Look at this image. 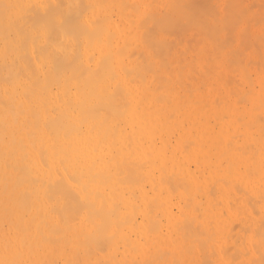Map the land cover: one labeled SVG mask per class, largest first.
Here are the masks:
<instances>
[{"label": "bare ground", "instance_id": "1", "mask_svg": "<svg viewBox=\"0 0 264 264\" xmlns=\"http://www.w3.org/2000/svg\"><path fill=\"white\" fill-rule=\"evenodd\" d=\"M244 1L24 8L39 15L20 65L34 69L42 133L26 146L29 179L13 161L26 181L6 186L0 264H264V0H247L257 13Z\"/></svg>", "mask_w": 264, "mask_h": 264}, {"label": "rangeland", "instance_id": "2", "mask_svg": "<svg viewBox=\"0 0 264 264\" xmlns=\"http://www.w3.org/2000/svg\"><path fill=\"white\" fill-rule=\"evenodd\" d=\"M6 1H7V0H0V11H1V9H2L3 12L6 10V11H5L6 14H3V13L1 12V13L3 14V15H2V14L0 13V21H1L2 19H3V20L6 19V22H5V23H4V22H2V23L0 22V34H1V35H0V37H1V39H0V44H3L2 46L0 45L1 47H3V48L0 47V54H1V55H0V61H1L2 63H5V65L2 64L3 67L1 66V63H0V66L2 67V68H1L2 70L0 69V70H1V71H0V77L2 76V78L5 79V81L8 79V80H7V81H8V84L6 83L7 81L5 82V81L2 80L3 83H1V81H0V85H1V84H2V85H3V84H4V85H7V86H5V87H4V85H3V86H2V85L0 86V87L3 88V91H5V92L3 93L4 96H3L2 94H0V97H1V98H0V99H1V100H0V103H1V101L3 100V98H4V99H5V98L8 99L7 101L4 100V101H5L4 103H5L6 107L2 105L3 101H2V103L0 104V109H1L0 112H1V111H4V112H1V113H0V120L2 121V123H0V131H1V132H0V151L2 152V151L4 150V153L2 152V153L0 154V155H1V156H0V166L2 165V167H0V184L2 183V184H1L2 186L0 185V186H1V187H0V193H1V194H0V197H1V198H0V203H1V204H0V205H1V206H0V209H1L0 216L2 217V218L0 217V225H2L1 220H2L3 218L6 219V217H7L6 212H7V214L9 215L8 212L11 211V206H10V207H9V208H10L9 211L6 210V211L4 212V210H5L6 207L8 206L7 203H8V201H9V198L12 196V195H10V193H11V191H12L11 189H13V188L15 187V183H14L13 181L16 180V182H17L16 185L18 184L19 180H21V181H23V182L26 181L25 176L31 174V172H30L29 170H30L33 166H34L35 168H38L37 163H36L31 157H29V158H31V159H29V158L27 159V157L29 156V154L27 153V152H28V149L26 148V146H27V147H29V146L32 147V145H31L30 142H29V141H30L29 139H32V140L34 141V144H35V143H36V140H37L36 138L38 137L37 134H39V135L41 136V133H42V131H40L39 128H38V126H39V124H40V123H38V122H40L41 118L39 117L40 115H37V114H39L40 112H39V110H38L39 113L36 112L37 109H38L37 107H38V105H39L40 103H39V104H38V102L36 103V100H35V103H34V102H32V99H30V98H33L34 96L36 97V94H33V93H32V94H33V95H32L33 97H31V94L29 95L30 97H29V96H26V94L28 95L29 92H30V91H29V88H30V87H29V88L27 87V85H28V84L30 85V83H31V79H30L29 76L31 75V71H33L34 69L32 70V68L30 67L31 65L29 64L30 66H26L27 69H29V68L31 69V71H30V69H29V71H30V72H29V71H27V69H25V66H21L22 63H23V65H24V64L27 65L26 63H28L29 60H27V62H24V61H26V59L23 60V57H21V56H24L25 54H24V55H21V53H20V52H21V47H25V46H26V48H27L26 43H28L29 40H33L32 38L30 39V37H31L30 34L33 33V31L37 29L36 27H33L32 24H36V25H37V19H38V17H37V15H38L37 12H38V11H34V12H32V13L29 14V12L31 11L30 9H32V8H31V7H28V6H31L32 4H35L34 1H36V0H17V2H19V3L21 2L22 5H19V4H16V2H13V1H16V0H8L7 2H6ZM243 1H244V0H243ZM249 1H250V0H248V2H249ZM253 1H254V0H253ZM257 1H258V4H259V0H257ZM257 1H256V2H257ZM2 2L4 3V5H7V6H4V7H3V6H2V4H3ZM244 2H245V3H244ZM244 2H242V3H244V5L248 8L247 5H249L252 1H250L249 4H247V5H246V3H248L247 0L244 1ZM256 2H253V4L256 3ZM261 2H262V1H260V3H261ZM263 2H264V1H263ZM8 4H9V5H8ZM13 4H16L17 9H14L15 6H14ZM259 5H260V4H259ZM259 5H258V6H259ZM261 5H263V3H261ZM23 6H24V7H23ZM249 6H251V5H249ZM263 6H264V5H263ZM251 7H253V10H251V12L254 11L255 13H257L256 10H255V8L257 9V7H255V8H254V6H251ZM10 8H12L13 10L10 9ZM20 8H21V9L23 8V11H19ZM24 8H27V9L30 10V11H29V10L26 9V10H27L26 13H28L29 15L34 16V14H35V16H36V21L34 20L35 22H33L32 24H29V23H31V22H30L31 19H30V21H27L28 23L26 22V20H28L27 17H26L28 14H27V15H24V14H25V9H24ZM259 8H262V7H259ZM3 9H5V10H3ZM21 9H20V10H21ZM250 9H251V8H249V10H250ZM16 10H18L19 12L16 11ZM258 11H259V9H258ZM260 11H263V8L260 9ZM260 11H259V12H260ZM12 12H14V13H12ZM16 12H18V13H16ZM21 12H23V13H22V14H23L22 18H23V19H22V18H19V16L21 17ZM35 12H36V13H35ZM259 12H258V13H259ZM263 12H264V11H263ZM263 12H260V13L262 14ZM12 14H13V15H12ZM36 14H37V15H36ZM261 14H259V15L257 14V16L261 17V16H262ZM1 15H2L3 18L1 17ZM260 15H261V16H260ZM4 16H5V17H4ZM32 16H31V17H32ZM38 16H39V15H38ZM263 16H264V14H263ZM16 17H18V18H16ZM28 17H29V16H28ZM4 18H5V19H4ZM32 18H33V17H32ZM34 18H35V17H34ZM11 19H12V20H11ZM16 19H18V20H16ZM19 19H21V20H19ZM261 19H262V22H263V21H264V20H263L264 17H262ZM261 19H260V21H261ZM7 20H8V21H7ZM13 20H15V21H13ZM24 20H25V22H26L27 25L29 24L28 26H27L26 24H23V23H24ZM18 21H20V22H18ZM22 21H23V22H22ZM32 21H33V19H32ZM7 22H8L9 24H8ZM15 22H16L17 24H16ZM38 22H40V21H38ZM14 23H15V24H14ZM13 24H14L15 26H17V28H16L15 26H13ZM18 24H19V26H18ZM20 24H21V26H20ZM38 24H40V23H38ZM3 25H5V26H3ZM23 25H25L27 28H26L25 26H23ZM31 25H32V26H31ZM36 25H35V26H36ZM29 26H31V28L33 27V28H35V29L33 30V28H32V32H31V31L29 32L28 30H29V29L31 30V28H30ZM5 27H6V30L3 29V28H5ZM19 27H22L21 29L23 30V32H21L22 30L20 31V28H19ZM24 27L26 28V30L24 29ZM37 27H38V26H37ZM2 29H3V30H2ZM11 29H12V31H11ZM16 29H18V31H17ZM1 30H2V31H1ZM3 31H4V32H3ZM25 31L29 32L30 34H29V33L26 34L27 32H25ZM2 32H3V34H2ZM11 32H12L13 34H12ZM20 32H21V33H20ZM18 33L21 34V35H20L21 37L23 36L21 39H19L20 36H19ZM6 34H7V36H6ZM14 34H15V36H12V35H14ZM25 35H26V36H25ZM27 35H28V40H27V41L24 40V42H25V41H26V42H25V45H23V43H21V42H23L22 39H23L24 37L27 39ZM29 35H30V37H29ZM11 36L13 37V40H12V37H11ZM5 37H6V38H5ZM2 38L5 39L6 41H5V40H2ZM25 38H24V39H25ZM19 40H22V41L19 42ZM4 41L7 43L6 45H5V42H4ZM30 42H31V41H29V43H30ZM9 43H10L11 45H10ZM19 43H20V44H19ZM18 44H19L20 46H18ZM21 44H22L23 46H22ZM9 45H10V46H9ZM7 46H8V47H7ZM5 47L8 48V52H7V49H4ZM12 47H13V48H12ZM18 48H20V49H18ZM22 49H24V48H22ZM3 50H5V52H3ZM27 50H28V48H27L25 51H27ZM10 51H11L12 53H11ZM6 52H7V55H5V56H7V57L3 58V57H4L3 55L6 54ZM22 52H23V51H22ZM3 53H4V54H3ZM10 53H11V54H10ZM26 53H27V52H26ZM18 54H19L20 59L18 58ZM10 55H11V56H10ZM26 55L28 56V53H27ZM29 56H30V55H29ZM29 56H28V57H29ZM11 57H12V58H11ZM24 57H25V56H24ZM28 57H27V58H28ZM13 59H14V62H13ZM18 59H19V60H18ZM21 59H22L23 61H22ZM29 59H30V57H29ZM2 60H3V61H2ZM8 60H9V61H8ZM20 60H21V62H20ZM6 61H8V62H6ZM10 61H11V62H10ZM18 61H19V63H18ZM31 62H32L31 64H33V60H31ZM6 63H7V64H6ZM12 63H14L13 66H12ZM20 63H21V65H20ZM254 63H255V62H254ZM254 63H252V64L254 65ZM10 64H11V65H10ZM18 64H19L21 67H23V68L21 69L20 66L18 67ZM256 65H257V63H256ZM5 66H6V67H5ZM11 66H12V67H11ZM254 66H255V65H254ZM8 67H9V68H8ZM32 67H33V65H32ZM6 68H7V70H6ZM11 68H12V70H13V71H12L13 74H10V73H11ZM19 68H20V69H19ZM8 69H9L10 71H9ZM18 69H19V72H18ZM21 70L24 71V72L22 73ZM8 71H9V73H7ZM27 72H29V73H27ZM19 73H20V74L22 73V75H23V74L26 75V73H27V75H26V76L23 75V78H24V77H25V78L22 79V75H21V77H19V76H20ZM32 73H33V72H32ZM2 74H3V75H2ZM29 74H30V75H29ZM10 75H12V76H10ZM4 76H6V78H7V76L10 77V78H7V79H6ZM20 78L22 79V81H21ZM28 78H29V79H28ZM0 79H1V78H0ZM19 79H20V80H19ZM13 80H14V82H13ZM20 81H21V82H20ZM27 81H28V82H27ZM4 82H5V83H4ZM22 82H23V83H22ZM10 83H11L12 85H11ZM19 83L22 84L23 86L25 85V88H24L23 86H21ZM25 83H26L27 85H26ZM9 85H10V86H9ZM29 85H28V86H29ZM8 86H9V87H8ZM18 86H19V87H18ZM22 87H23V88H22ZM2 88H0V89L2 90ZM6 89H7V90H6ZM8 89H10V90H8ZM19 89H20L21 91L23 90L21 93H22V94L25 93V97H26V98L28 97V98L30 99V101H29V100L27 101L25 97L23 98L24 100L22 99V97H23L24 95H21V93L18 92V91H20ZM26 89H28V90H27L28 92L26 91ZM31 91H32V90H31ZM26 92H27V93H26ZM32 92H34V91H32ZM0 93H2V91H1ZM5 93H6L7 96L5 95ZM12 94H13V95H12ZM1 95H2L3 97H2ZM20 95L22 96L21 98H20ZM12 96H13L14 100H13L12 98L9 99V98L12 97ZM35 97H34V99H35ZM16 98H18V99H16ZM28 98H27V99H28ZM21 99L24 101V103L26 104V107H27V108H24L25 105L23 104V102H22ZM10 100H11V102H10ZM12 100H13L14 102H13ZM30 102H32V103H30ZM9 103H10V104H9ZM12 103H13V105H12L13 108H12V107L10 108V106H11ZM33 103H34L35 105H34ZM30 104H31V105H30ZM32 104H33L34 106H33ZM37 104H38V105H37ZM7 105H9V106L7 107ZM16 105H18V107H17ZM20 106H21L22 108H21ZM32 106H33L34 108H33ZM43 106H45V105H43ZM43 106H42V108H44ZM16 107H17V110H16ZM19 107L21 108V110H20ZM31 107H32V108H31ZM29 108H31V110L33 109V111H31L32 113L29 114L30 116H32V117H31L32 120H30V119H26L27 121H25V118H27V117L29 116L28 113H30V112H28V111H30ZM3 109H6V110H3ZM8 110H9V111H8ZM10 110H11V113H10ZM19 110H20V111H23V112H22L23 114H22L21 112H19ZM25 110H26L28 113H27ZM34 112L37 113V114H36V115L38 116L37 119H35L36 117L33 118V117L35 116V115H32ZM44 112H45V111H44ZM3 113H4V114H3ZM26 113H27V114H26ZM7 114L10 115L9 117H13V116H14V117H13L12 119L10 118V120H9V119L6 120L5 118H7V117H6V116H8ZM11 114H12V115H11ZM34 114H35V113H34ZM15 116H16V117H15ZM26 116H27V117H26ZM17 117L19 118V124L17 123V122H18ZM1 118H2V119H1ZM28 118H30V117H28ZM21 119H22V120H21ZM28 120H30V121H29L30 123H28ZM1 121H0V122H1ZM32 121H33V122H32ZM34 121H35V122H34ZM5 122H6V123H5ZM33 123H34V124L36 123V125H34ZM9 124H10V125H9ZM16 124H17L18 126H17ZM24 124H26L27 126L24 125ZM30 124H32V126H31ZM2 125H3V126H2ZM8 125H9V126H8ZM1 126H2L3 128H2ZM6 126H7V127H6ZM14 126H15V127H14ZM22 126H24V127L26 126V128H24V127H22ZM4 127H5V128H4ZM13 127H14V128H13ZM16 127H20V128H18L19 130H18ZM31 127H32L33 129H32ZM12 129H14V130H12ZM29 129H30L31 131H29ZM34 129H35V130H34ZM6 130H7V131H8V130L10 131L9 134H6V133H7ZM15 130H16V131H15ZM17 130L19 131L20 134L18 133ZM38 130H39V131H38ZM12 131H13V132H12ZM14 131H15L16 133H15ZM35 131H36L37 134L35 133ZM37 131H38V132H37ZM29 132H33L34 135H33V134H32V135L29 134ZM4 133L6 134V136H5ZM10 133H11L12 135H11ZM23 133H24V135H23ZM21 134H22V135H21ZM15 136H16V137H15ZM22 136H23V137H22ZM24 136H26V138L28 137V138H27V143H25V141H22V140L19 141V140H18V138H21V139L24 138L23 140H25V137H24ZM34 136H35V138H33ZM1 137H3V138H1ZM4 138H6V139L8 140V143H7V141H6V142H5V141H1V139H4ZM6 139H5V140H6ZM41 139H42V137H41ZM17 141H18V142H17ZM15 142L17 143V145H16ZM4 143H7V144H5L6 149H4V146H3V149L1 150V148H2L1 145H2V144L4 145ZM29 144H30V145H29ZM7 145H8V146H7ZM14 145H15V146H14ZM12 146H14L15 148H13ZM16 147H17V148H16ZM25 148H26V149H25ZM10 149H11V150H10ZM16 149H18V150H16ZM9 150H10V153L8 152ZM20 150H21V151H20ZM7 152H8V155L10 154V156L12 155V157H9V158L6 157V159L8 158V159H7V160H8V161H7L8 163H5V160H6V159H5V156H8V155H6ZM20 152H21V153H20ZM23 152H24V153H23ZM15 153H17V154H15ZM18 153L20 154V157H22V158H21L22 160L20 159ZM22 153H23V154L26 153L25 156L22 155ZM2 155H4V156H2ZM15 155H18V156H15ZM45 156H46V154H45ZM17 157H19V159H18ZM11 158H12V161H11ZM15 158L18 159L19 162H18V161H17V162H18L19 164H20V160L22 161V163L25 164V166H26L25 170L28 169V174H27V173H24V172H25L24 170H23V171L21 170L22 168L25 167L24 165H21V167H22V168H21V167H19V164L17 165L16 162H13V161L17 160V159H15ZM25 158H26L27 160H25ZM46 158H47V156H46L45 158H43L45 161H43V162L41 161V164L44 163L45 166H47L46 171L49 172V173H48V176L50 177V176H51V170H50V166H49V164H48V161H46V160H48V159H46ZM43 159H42V160H43ZM28 161H31V162L28 163ZM1 162H2V163H1ZM10 162H11V163L13 162V164H11ZM45 162H46V163H45ZM4 163H5V164H4ZM14 163H15V165H17V167H14ZM22 163H21V164H22ZM31 163H32V164H31ZM8 164H9V165H8ZM10 164L13 165L12 167L15 168L14 173H12L13 170H12V167L10 166ZM6 165L8 166V168L5 167ZM32 165H33V166H32ZM30 166H32V167L30 168ZM42 166H44V165H42ZM45 166H44V167H45ZM1 168H2V169H1ZM10 168H11V169H10ZM14 168H13V169H14ZM18 168L21 170L20 172L22 173V174H21V173L19 172V176L25 174V176H21V177H19V178H21V179H19V180H17V179L15 178V176H16L15 174H17V172L19 171ZM6 169H7V171H6ZM17 169H18V170H17ZM33 169H34V168H33ZM10 170H11V171H10ZM36 170H37V169H36ZM5 171H6V172H5ZM31 171H32V170H31ZM26 172H27V170H26ZM11 173H12V174H11ZM11 175H13V177H14L13 179L11 178V177H12ZM10 176H11V177H10ZM1 177H3V178H1ZM17 177H18V174H17ZM26 177H27V176H26ZM10 178H11V179H10ZM22 178H23V179H22ZM27 178H28V177H27ZM28 179H29V178H28ZM28 179H27V181H28ZM21 181H20L19 184L17 185L19 189H20L19 185L21 184ZM9 182H10L11 184H12V182H13V183H14V187L11 186V185H8V184H10ZM7 185H8V186H7ZM6 186L9 187V188L11 187V189L8 190V188H7ZM17 186H16V188H17ZM20 186H21V185H20ZM22 186H23V183H22ZM22 186H21V187H22ZM6 188H7V190H6ZM16 188H14V190H15ZM18 188L16 189L17 191H18ZM4 190H5L6 192H5ZM16 190H15V191H16ZM2 191L5 192L6 194L3 193V195H2ZM17 191H16V192H17ZM13 192H14V191H12V194H13ZM14 193H15V192H14ZM4 194H5V196H4ZM16 194H17V193L13 194L12 197H14V195H16ZM6 195L8 196V198H6ZM9 196H10V197H9ZM4 197H5L6 201H7V203H5V204L2 203ZM14 198H15V197H14ZM25 198H27V195H26ZM7 199H8V200H7ZM11 199H12V198H10V201H9V202H11V201L14 202V199H12V200H11ZM3 202H4V201H3ZM2 206H3V207H2ZM1 207H2V208H1ZM3 209H4V210H3ZM7 209H8V208H7ZM3 212H4V214L6 215V217H4L5 215L3 216ZM3 221H4V219H3ZM4 222H5V221H4ZM4 222H3V227H4ZM0 227H2V226H0Z\"/></svg>", "mask_w": 264, "mask_h": 264}]
</instances>
